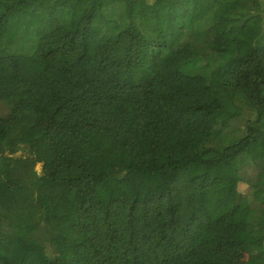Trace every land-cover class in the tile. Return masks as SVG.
I'll use <instances>...</instances> for the list:
<instances>
[{"label":"trees","instance_id":"1","mask_svg":"<svg viewBox=\"0 0 264 264\" xmlns=\"http://www.w3.org/2000/svg\"><path fill=\"white\" fill-rule=\"evenodd\" d=\"M0 83V264L264 257V0H0Z\"/></svg>","mask_w":264,"mask_h":264},{"label":"rangeland","instance_id":"2","mask_svg":"<svg viewBox=\"0 0 264 264\" xmlns=\"http://www.w3.org/2000/svg\"><path fill=\"white\" fill-rule=\"evenodd\" d=\"M0 91L1 92H7L8 94V99L11 102H13V97L11 96V92L5 88L4 86L1 85L0 83ZM13 105H11L12 107ZM9 105H5V106H0V113L1 114H4L7 112V109H9ZM41 136H42V139H47L48 138V134H47V131L45 128H42L41 130ZM123 142H124V139H119L117 140L114 145L115 147L117 145H121V147L123 146ZM22 155V151L20 150V152L18 153H15L14 157L15 158H20ZM27 165L28 167H30L32 169V171L35 172V174H39L40 173V169H41V165L39 164H34L33 162H30V163H27L25 164ZM121 168V164L118 163V169ZM246 186L241 184L239 185L238 187V196L236 198V201L239 202V204L241 205V209L243 210L245 208V196H246ZM49 252H52L51 249L49 248L48 249ZM229 264H264V257H260L258 259H255L252 257V255H250L247 251H239L238 252V255L231 259L230 260V263Z\"/></svg>","mask_w":264,"mask_h":264}]
</instances>
